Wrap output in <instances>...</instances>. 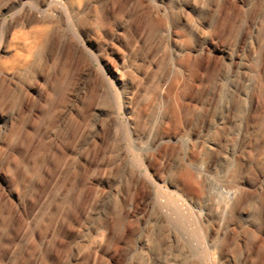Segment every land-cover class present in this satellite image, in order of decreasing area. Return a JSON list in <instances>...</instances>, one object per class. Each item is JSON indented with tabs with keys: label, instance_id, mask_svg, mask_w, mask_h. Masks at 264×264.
<instances>
[{
	"label": "rangeland",
	"instance_id": "obj_1",
	"mask_svg": "<svg viewBox=\"0 0 264 264\" xmlns=\"http://www.w3.org/2000/svg\"><path fill=\"white\" fill-rule=\"evenodd\" d=\"M55 7L0 0V264H264V0Z\"/></svg>",
	"mask_w": 264,
	"mask_h": 264
},
{
	"label": "bare ground",
	"instance_id": "obj_2",
	"mask_svg": "<svg viewBox=\"0 0 264 264\" xmlns=\"http://www.w3.org/2000/svg\"><path fill=\"white\" fill-rule=\"evenodd\" d=\"M76 4V0H65V4L64 3H60L59 0H55V8L57 9V13L58 14H64L65 17H67L66 15V8L67 9H74ZM67 33H71V28L70 25L67 26L66 29ZM230 62L231 64L234 62V57H230Z\"/></svg>",
	"mask_w": 264,
	"mask_h": 264
}]
</instances>
